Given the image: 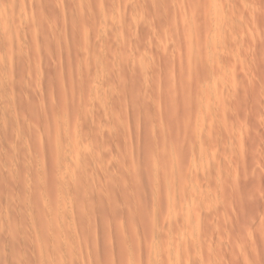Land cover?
Instances as JSON below:
<instances>
[{
    "label": "rangeland",
    "instance_id": "374dc122",
    "mask_svg": "<svg viewBox=\"0 0 264 264\" xmlns=\"http://www.w3.org/2000/svg\"><path fill=\"white\" fill-rule=\"evenodd\" d=\"M0 264H264V0H0Z\"/></svg>",
    "mask_w": 264,
    "mask_h": 264
},
{
    "label": "bare ground",
    "instance_id": "6f19581e",
    "mask_svg": "<svg viewBox=\"0 0 264 264\" xmlns=\"http://www.w3.org/2000/svg\"><path fill=\"white\" fill-rule=\"evenodd\" d=\"M180 56H181V55H180ZM182 58H183V57H182ZM197 59H198V58H197ZM188 60H189V59H188ZM183 61H184V60H183ZM183 61H182V62H183ZM178 62H179V61H178ZM200 88H201V87H200ZM198 94H199V93H198ZM200 94H201V93H200ZM191 145H192V144H191ZM196 146H198V145H196ZM197 148H198V147H197ZM196 150H197V149H196ZM198 150H199V149H198Z\"/></svg>",
    "mask_w": 264,
    "mask_h": 264
}]
</instances>
